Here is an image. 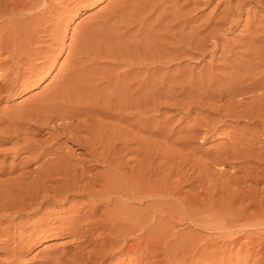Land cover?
I'll list each match as a JSON object with an SVG mask.
<instances>
[{
	"label": "bare ground",
	"instance_id": "obj_1",
	"mask_svg": "<svg viewBox=\"0 0 264 264\" xmlns=\"http://www.w3.org/2000/svg\"><path fill=\"white\" fill-rule=\"evenodd\" d=\"M214 1L206 0L207 3ZM219 1L226 9L218 17H210L199 24V19L191 17L190 12L183 13V8L176 6L177 1L168 5L171 0L168 3L166 0H123L118 11L111 9L108 16L98 17L104 25L100 22L93 25L99 35L107 37L104 40L117 43L125 37L121 33L118 35L119 25H126L128 31H133L139 22L136 34L135 31L131 34L130 41L125 39L128 43L125 41L124 47L128 52L122 47L127 53L120 49L121 52L114 49L116 52L111 53L113 58L119 56L120 64H126L128 70L117 75V71L113 72L115 77H111L106 76L108 72L102 67L100 71L107 74H97L95 68H81L84 62L77 57L84 53H76L74 58L77 59L70 61L71 65L64 70L67 73L60 77L55 90L23 105L17 115L1 114L0 140L4 142L0 143V154L25 155L11 168L0 166V249H5L8 264H19L26 243L28 245L35 234L45 236L58 231L73 238L77 252L70 258H66L67 255L57 257L56 253L49 261L45 259L46 264H105L117 255L130 264H232L234 261L250 262L255 253L258 260L254 264H264V151L258 152L255 148L256 144L264 148V40L257 22L248 21L245 53L233 60L232 56L228 57L219 75L209 71L197 75L198 78L193 75L180 80L181 74L156 78L165 68L163 64L170 66L187 56L206 57L210 53L209 45L213 43L215 48L219 36L237 26L244 13L264 12V0ZM52 2L0 0V55L8 54L4 60L0 59V74L7 73L0 84V98L23 92L41 68L37 70L33 60L42 57L44 60L39 63L46 65L44 61L48 56L46 58L44 51L33 45L35 39L40 38L38 36L44 37L49 31V15L55 9ZM128 6L134 9V14L128 11ZM152 17L155 22L147 26ZM144 31H147L146 35ZM127 33L125 31L124 35ZM90 60L98 63L93 58ZM101 84L104 87L99 89ZM158 99L166 100V104L173 101L177 107L181 105L183 111V107L187 111L195 107L206 108L214 115L204 117V121L195 122L186 129L188 135L180 142L185 148L198 139L205 143L221 137L227 132L223 128L229 127V121L238 124L243 120H248V124L254 121L257 127L251 129L253 131L245 126L244 130V127L240 128L244 133H234L232 147L218 148L216 157L210 161L211 165L239 164L232 167L234 174L222 181L223 173L217 179L209 162L205 165L201 162L203 172L196 166L200 175L195 179L198 188L202 189L200 193L197 190L191 197L188 195L190 198L186 196L188 193L187 199L177 198L175 191L178 189H172L174 186L164 170L173 156L169 155V158L164 153L168 154L167 150L164 148V151L161 144L156 145L157 140L149 138L165 136L166 132L168 138L165 137L169 139L176 129L173 132L166 125L161 127L162 124L158 126L161 129H156L153 127L156 121L151 118L153 114L147 117L151 118L149 123L142 115V109L153 107ZM151 108L148 109L150 112L159 110ZM148 113H144L145 117ZM108 119L121 122L122 127L123 123H128L135 130L131 132L120 124L117 126L118 122L113 125L110 121L112 124L109 125ZM143 121L147 126L142 124ZM260 126L262 131L257 130ZM145 131L148 132L147 139L153 142L147 152L146 147L141 146L146 139L139 138L141 135L138 134ZM250 136L253 137L250 139ZM132 143L140 146L133 149ZM6 144L11 147L3 148ZM129 154L130 158L134 155V159L127 160ZM129 160L135 165L129 166ZM171 162L172 166L180 163L173 164L172 159ZM183 164L174 168L182 169ZM174 171L171 168L169 172ZM146 201L151 203L147 205ZM134 204L147 207L141 210L133 207ZM80 205L82 207L78 208ZM110 206L112 208L108 209ZM24 218L29 221H18ZM176 221L207 231L209 236L201 238V234L192 230L188 233L178 231ZM94 244L98 248L90 249ZM221 245L227 249H222ZM10 246L14 248L10 249Z\"/></svg>",
	"mask_w": 264,
	"mask_h": 264
},
{
	"label": "rangeland",
	"instance_id": "obj_2",
	"mask_svg": "<svg viewBox=\"0 0 264 264\" xmlns=\"http://www.w3.org/2000/svg\"><path fill=\"white\" fill-rule=\"evenodd\" d=\"M122 1L123 0H83V1L82 0H63V1L62 0H55V1L53 0L52 3L54 4V8L55 9H53L54 13L52 12V14L49 15V19L51 20V22L49 23V27H50L49 31H48L46 36L44 35V37H42V35L38 36V37H40L39 38L40 40L37 37V39L39 41L35 39V45H33V47L35 49H38V50L40 49V51H44V54L46 55V56L45 55L44 56L46 58L48 56V58H47L48 61L45 59L44 62H46V65H44V63H41L42 64L41 65L39 63V62H41V60L43 62L44 58H42V57L40 59H38V60H33L32 61V64H36L37 65V70L39 69V67H41L40 69H42V67H43V69L42 70L39 69V71L35 72L37 75H33L32 76L33 78L31 79V81L28 82V84H27L28 86H26V88L23 90V92L19 93L16 96L7 95V97L5 96L3 98H0V112H1L0 116H1V114L2 115H5V114L6 115L7 114L10 115L11 114L10 117H12L14 115H17L18 114L17 111L21 112L23 107L26 106L25 104H27V103L29 104L31 101L36 100L39 97H42V95L44 93L48 92L51 89L55 90L56 86H57V84L59 82L60 77L67 73V71L65 72L64 70H66L67 67H69V65H71L70 61H73V60H75L77 58H82V62H84V65L81 66V68H91V69L95 68L93 70H94L95 73L97 72V74H99V72L103 73V71H100L101 70L100 68H102V67H104V68H102V70L106 69L104 72H108V74L106 73L107 75L105 73H103V74H105L106 76L110 75L111 77L115 75L116 71L118 72V73H116V75H117V74H119V72L123 73L125 70H128L126 68L128 66H125L126 64H124V63H123V65L120 64L122 62L120 61L121 59L119 58V56H114L116 58V60H114L115 58H113V55H111V53H113V51L116 52V50H118L117 53L120 50L124 51V52H126V51L128 52V50H126V48L124 47V44H125L124 42L126 41V44H127L128 41H130V39H131V37H130L131 34L132 35L136 34L137 29L140 27L139 22H137L138 23L137 29L133 30V31L132 30L128 31L126 29V27H125L126 25L125 26L123 25V27H125V28H123L120 25L119 26L116 25V26L119 27L118 35H119V33H121V35L123 34L122 36H125V37H121V35H120V37L123 39V41H122V39L117 41L118 45H120V46H118L117 43H114L116 41H112L114 43L113 44L112 42L109 43V41L107 40L109 45H110L109 46L107 44V41L104 40V38L106 36L104 37V35L103 36L99 35L96 32L95 26L93 25V24H96L97 22L98 23L100 22L99 24L101 26L104 25V23L101 22L102 20L99 19L100 18L99 16H102V14L108 16V14H110L111 11H114V10L118 11L120 9L119 7H121L123 5V4H119ZM167 1L169 2L170 0H166V3H168ZM172 1H173L174 4H175L174 1H177L176 2L177 3L176 6H180V8H183L184 9V10L182 9L183 13L184 12L185 13L186 12H188V13L190 12L191 13V15H190L191 17H193L194 19H199V24L205 22L206 20H208V18L211 19V18H214V17L215 18L218 17V15L221 12H223L224 9H226V5L222 4L221 1H219V0H215L214 2H208V3L206 2V0H171V3L169 2L168 5L169 4L173 5ZM171 9H170V12H172ZM108 10H111V11H108ZM133 10H132L131 7H129V9H128V11H132L131 14L132 13L134 14ZM126 13H125V15H126ZM263 13L264 12L258 13L257 11H251L250 15L248 13H244V15L242 17V20L240 21L239 24H237V26H234L232 29L225 31L221 36H219L220 38H218L219 40H217L215 48L213 46L214 45L213 43H211L209 45L210 46L209 47L210 53L206 57H201V56L200 57H198V56H193V57L189 56L188 57L187 56L182 61H179V63L176 62V63H173V65H170V66L169 65L165 66V64H163L165 68H163L162 71L164 73L162 71L157 73L158 75H157L156 78H160V77L169 78V76L170 77L171 76L172 77H178V75H180V74H181V77H179L180 80H181L182 77H187L188 76L190 78V76H193V75H194V77L196 76L195 78H198V76H200V74L201 75H205V74L210 73L209 71H211L210 74L214 75V73H215V75H219V73H221L223 71V68H221V67H224V65H225V64L223 65V62L228 60V57L232 56L230 58H231V60H233V59H236V57H238V56H239L238 58H240L242 56V54L245 53L243 51V47H244L245 42L247 41L246 37L248 36L247 35L248 32L246 33V31H247L246 29H247V25H248V23L250 21L253 22V20H254L255 23L257 22L256 25L261 29V31H259V33L261 34L260 36L264 40V29H263L264 28V14ZM128 14L129 13H127V17H128ZM138 17L139 16H137V20H140V17H139V19H138ZM154 17H152L148 21V24L149 23L153 24L155 22V18ZM135 20H136V18H135ZM152 20H154V21H152ZM56 21H58L59 23L56 22ZM259 22H261V23L263 22V24H260ZM114 23L115 22H113V24ZM110 24L112 25V22ZM136 24H134V25H136ZM89 25H91L92 28ZM261 25H263V28H261ZM147 26H150V24L147 25ZM244 27H246V28H244ZM86 30H88V31H86ZM124 30L128 32L125 35H124V33H125ZM90 31L93 32V33L90 34L91 33ZM130 32H132V33H130ZM133 32H134V34H133ZM84 33H86V34H84ZM94 33L96 35H94ZM146 33H147V31H144L143 34L146 35ZM88 35H91V36L89 37ZM50 36H51V38H50ZM132 37H134V36H132ZM142 37L143 36H141L140 39H142ZM105 39H107V37ZM125 39H127L128 41L125 40ZM103 41H106V42H103ZM36 42H38V43H36ZM132 42L134 43L135 41H132ZM242 44H243V46H242ZM107 46H109L111 48L109 49ZM217 46H218V48H217ZM113 47H115V48H113ZM122 47L126 51L124 49L122 50ZM41 48L42 49L44 48V49L42 50ZM106 49H109V50H107V52H104V51H106ZM114 49H116V50H114ZM110 50H112V52ZM82 51H83V53L85 55L83 54L81 56L79 54V52L82 53ZM108 51L110 52V54H108ZM242 52H244V53H242ZM76 53L79 54L78 56H80V57H77V55H75ZM106 54L109 56V58L110 57L111 58L110 59L107 58L108 56ZM235 54H238V55H235ZM0 56H2V57H0V59L4 60L3 58H5V57L7 58L8 54H4V55H0ZM75 56L77 58H74ZM101 56H102V59H101ZM92 58L95 59V61L98 62V63L95 64V62H93L94 60L93 61L90 60ZM117 58H119V60ZM103 59H106V60H103ZM100 64H101V66H99ZM95 65H97V66H95ZM163 65H161V66L163 67ZM96 68L99 69V70H97ZM24 70L22 69V72H24ZM113 72H115V73L111 74ZM212 72H214V73H212ZM24 73H29V71L27 72L25 70ZM101 73H100V76H102ZM160 73H161V75H160ZM202 73H204V74H202ZM6 74L7 73L0 74V84L3 83L2 80L6 76ZM105 75H103V76H105ZM162 75H166L167 77L166 76H162ZM175 75H177V76H175ZM34 76H36V77H34ZM10 77H13V75L11 74ZM97 78L100 79V77H97ZM98 83L100 84L101 82H98ZM101 87H104V85L102 86V84H101L99 89ZM158 100H157L158 102L156 101V105H154L153 107L151 105V106H148V108L145 109V110L142 109V112H143L142 115H144V117L143 116L142 117H143V119H147V117H150L151 114H153L151 116V118L153 120L155 119V121H156V122H154V126H153L154 128L157 129V128H159L161 126L159 124H162L161 127L166 125L169 130L172 129L173 132H175V129H176V132L178 133V134H176V132L173 133L174 135H172V136L173 137L175 136L174 139H173V137H170L169 139H166V137L168 138V136H167L168 134L166 132H164V134H166L165 135L166 137L163 135L162 137L158 136V137H155L153 139L149 136V138L151 140H155V141L157 140V144L156 145L161 144V147H163V150H164V148L167 150L168 154H166V152H164L165 155H168V156L172 155L173 156L171 158L169 156V158H170L169 161L170 162H168V159H167L168 156H166V160H167L166 162H168L167 163V168L168 169L164 168V170H165V173L171 179V181L169 180L170 184L172 183L171 186H174L173 188L172 187L171 188L172 189L177 188L178 190H181V192L178 191V190H177L178 191L177 192V191H175L176 189H174L176 194L178 193L177 194L178 196H176V197L183 200L186 196L190 195V197H191L192 194H194V192L197 193V190H198V193H200V191L202 190L201 188L200 189L198 188L200 186L195 181V179L197 178L198 174L200 175V173H198V172H200L201 168L203 169V165L202 164L205 165V163L209 162L208 164L211 165V162L213 161V159L217 155L216 151L218 150V148H221V147L222 148H226V147H230L231 148L233 141H235V139H233L234 138L233 135H235V134H239L240 135L241 132L243 134L244 133L243 130L246 129V128H248V130L249 129L250 130L254 129L255 127H257V124L253 123L254 121L253 122L249 121V122H251V124L250 123L248 124V120H243L242 123H239V124H238V122H235V121H229V124L227 122L229 127L223 128L224 130L227 129V130H225V132L226 131L227 132L223 133V135L221 137H218V138L215 137L214 141H208V142H205V143H201V139H198L194 143L191 142L192 143V144H190L191 146L187 145V148H185V146L183 147L182 144L180 145V142L182 143L183 142L182 140L186 139L185 136L188 135L186 133L189 130L188 128H191L195 122L201 123L202 121H204V119H205L204 117H208L209 115L211 117L213 114L208 112V110H206V108H197V107H195V109H193L192 111H187L186 107H183L184 111H185L184 112L183 109H182V106L180 105V107H177V104L175 105V102H173V101L169 102L168 104H166L167 103L166 100H163V99L162 100L158 99ZM160 100L162 102L161 103L162 105L158 104V103H160ZM165 101H166V103H165ZM190 101L191 100H188V102H190ZM163 103H164V105H163ZM170 103L174 104V106L176 108L174 106H172ZM151 107L154 109V111L158 110V109L159 110L155 111V112H150L148 109L151 108ZM152 108L150 110H152ZM147 112H149L150 114L148 113L146 115V117H145V114ZM13 113H15V114H13ZM153 116H155V117L153 118ZM151 118H149V119H151ZM149 119L146 120L147 123H149ZM110 121L113 123V125L116 122H118L117 120L115 121L113 119H108V122H110ZM146 121H143L142 124L144 125V122H146ZM111 122H110V124L109 123L108 124L111 125L112 124ZM166 122L167 123L169 122V123L166 124ZM120 123L121 122H118V123H116V125L119 126ZM147 123H145V124H147ZM126 124H128V123H126ZM126 124L123 123V127L125 129L129 128L128 130L132 132V130L134 128L133 127L130 128V124H128L129 126L126 125ZM168 125H170V127H172V128H170ZM144 126H147V125H144ZM121 127H122V125H121ZM242 127H244L243 130L240 129ZM159 129H161V128H159ZM186 129H188V130H186ZM236 129H237L238 132L236 131ZM257 130L258 131H262L263 130L262 126H260ZM251 131H253V130H251ZM133 132H135V131H133ZM142 132L138 133V134L141 135V136L138 135V137L139 136H140L139 138L143 137V139L145 138L146 140L141 139V140H143V143H142L141 146L146 147V149H144L145 151L148 150V147H150L149 148V150H150L151 149V145H152L153 142L148 140L149 138H148V134H147L148 132L147 131H145L144 133H142ZM149 135H150V133H149ZM129 137L132 138V135L129 136ZM252 137L253 136H250V139ZM46 138H47V136H46ZM166 140H170L171 142H173V140H174V142L171 143L170 141L168 142ZM175 140H177V141H175ZM146 141H147L148 144L146 143ZM160 141H161V143H160ZM164 141H166L165 145H167L168 147L163 145ZM1 142H4V140L1 139L0 143ZM176 142H178V144ZM168 143L171 144V147H170V144H168ZM136 144L137 143H132L131 144L133 149H135L136 147L138 148L140 146L139 144H137V146H136ZM148 145H150V146H148ZM257 145H258V147H257ZM260 146H261V144L260 145L256 144V147H255L256 150L258 149L257 150L258 152H259V150H260V152L264 151V148H262ZM8 147H11V144H8V145L6 144V145L3 146V148H8ZM132 147H130V148L132 149ZM144 147H142V148H144ZM152 148H153V146H152ZM169 149H171V154L169 153L170 152ZM166 150H164V151H166ZM172 151H173V153H172ZM192 153L194 155H192ZM13 156L14 155H12V154L8 155V156L0 154V164L4 162L0 166L3 167V165H5L3 168H6V167L11 168V166H13V165L15 166L19 162H21L22 158L25 155L22 153V154L18 155L17 157H15V156L13 157ZM128 156H129V158H128ZM128 156L126 158L127 160L128 159H130V160L134 159V155H133V158H132V155H131V158H130V154ZM175 156H176V158H175ZM195 158H196V160L198 162L195 160ZM171 159L173 160V164H175L174 162H180V163H176V165H174V166H177V164H180V166H181V164H183L181 162L185 163V161H186L187 164L186 163L183 164L182 169H181V167L174 168V166H172ZM130 160H129L130 164L129 163L128 164H129V166L131 165V167H132L135 164L133 162H131ZM162 161H165V159H163ZM194 161H195V164L197 163V165H195V166H194ZM190 162H191V164H190ZM201 162H203V163L201 164ZM229 163L230 164H228L226 166L215 165V164L211 165V167H212L211 170L215 171V172H213V174L215 173L214 175L217 177V179L219 178V176H221L220 174L223 173L224 179L222 177V181L225 180V179L227 180L228 177L231 176V174H234V169L232 167L240 166L239 164H237V165L233 164V166H232V163L231 162H229ZM169 164L171 165V167H170ZM191 165H193L194 167H192ZM196 166L199 167V168L201 166V168L198 169ZM171 168H173V170L175 169V171L172 172V173L169 172ZM193 168L197 172L194 173L193 172L194 170H191ZM202 169H201V171H202ZM178 170H181L182 172H184V174L181 171H178ZM216 170H217V172H216ZM212 171H211V173H212ZM218 172H219V174H218ZM160 178H161V175L158 178V181H157V179H155V180L157 182H159ZM192 178L194 180H192ZM5 179H6V177H4V180ZM222 181H220V182H222ZM201 196H203V195H201ZM190 197L188 196L187 198H190ZM187 198H185V199H187ZM214 198L217 199V198H219V196H215ZM78 200H81V198L80 199L78 198ZM163 200H165V199H163ZM148 202L149 201H146L145 203H147V205H148ZM170 202H173V201H170ZM150 203L151 202H149V204ZM147 205L144 206V204H136V205L134 204L133 207H135V208L137 207L138 209L144 210V209H146ZM69 207L70 206L68 205V208ZM80 207H82V206L80 205L78 208H80ZM143 207H144V209H143ZM111 208L112 207L110 206V208H108V209H111ZM166 210H168V209H166ZM64 215L67 216V214H64ZM168 220H169V218H168ZM18 221H20V222H22V221L23 222H28L29 220L27 218H24V219H20V220L18 219ZM190 226L191 225H189V224L188 225L187 224L186 225L185 224H178V222L175 224V228L176 227L178 228L176 230L182 231L183 233H188L189 230H192V231H194V233H196L198 235L201 234L200 235L201 238H207L209 236V232H207V231L205 232L204 230L201 231V229L193 227V226H191L192 227L191 228ZM149 230H148V232H149ZM151 231H152V228H151ZM59 232L60 231H58L56 233H52L51 232L50 234L45 235L46 237L42 233L35 234L36 237H33L31 242H29L30 244L28 243V245H27V243H26L25 250H23V252H22V254L23 253L24 254L21 255V257L23 256L22 257L23 259L20 257L21 261L19 260L18 263L19 264L20 263L21 264H46V263H48V261L51 258H54L53 257L54 254H55L54 255L55 257H56L57 254H58L57 257H60V255H61V257L67 255L66 258L72 257L74 255V252H77L76 251L77 250L76 243L74 242L72 237L64 235L63 232H60V233ZM182 232H180V233H182ZM109 242H111V239H109ZM96 245L97 244H94V246L90 247V249L93 248V247H97L98 248V246H96ZM220 247L221 248L223 247L222 249H224V250L227 249L226 246H222L221 245ZM239 247L240 246H238V248L236 247L237 251H238ZM0 248H2V246H0ZM9 248L10 249L14 248V246H10ZM222 249H220V250L222 251ZM25 251H27V252H25ZM237 251H235V252H237ZM5 254H6L5 249L4 250L0 249V264H8L9 263V261H8L9 257H7V255H5ZM256 256H257V254L255 253L254 254L255 258L253 257L250 262H242L241 263V262H238V261H234V262H232V264H248V263L249 264H254V263H256V260H258V259H256ZM121 258L122 259H120L119 255L114 256V258L111 257V259L109 258L108 261L105 264H130L129 262L125 261L124 257H121ZM45 259H48V261L47 260L45 261ZM3 261H5V262H3Z\"/></svg>",
	"mask_w": 264,
	"mask_h": 264
}]
</instances>
